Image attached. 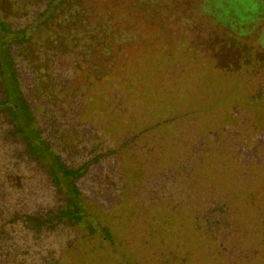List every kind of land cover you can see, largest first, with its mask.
<instances>
[{"label":"rangeland","instance_id":"374dc122","mask_svg":"<svg viewBox=\"0 0 264 264\" xmlns=\"http://www.w3.org/2000/svg\"><path fill=\"white\" fill-rule=\"evenodd\" d=\"M23 3L0 0L25 34L8 45L19 89L65 167L92 160L75 183L114 242L23 221L63 203L1 112L0 264H264V0H63L41 20L45 2ZM166 199L225 203L227 253Z\"/></svg>","mask_w":264,"mask_h":264},{"label":"trees","instance_id":"16d2710c","mask_svg":"<svg viewBox=\"0 0 264 264\" xmlns=\"http://www.w3.org/2000/svg\"><path fill=\"white\" fill-rule=\"evenodd\" d=\"M63 0H24L26 6H38L39 3L45 2L44 9L37 15V19H45L52 17L54 14L60 15V6ZM24 32L18 30L17 32H10L9 26L0 21V91L2 99L0 100V113H4L6 122L10 129L6 136L19 140L25 147V154L27 158L38 165H40L45 176L48 178L49 184L58 194L63 203V207L57 212L48 215L45 218L41 217H23V221L29 224L32 230L38 231L41 228H54L59 224H66L69 227H74L79 231V236L96 237L101 243L113 244L110 227L101 225V222L92 213L91 208L85 203L76 186L78 180L86 171V168L92 160L82 163L77 168H67L60 161V158L55 154L49 144L41 137V131L37 128L33 113L31 112L26 99L23 97L19 89L17 75L13 66V58L9 52V43H24ZM6 40H9L6 42ZM23 40V41H22ZM236 164V161H234ZM255 168H259L263 172L264 166L262 163H255ZM167 204L170 213L179 215L182 213L184 219L192 225L196 231H200L212 242H217L218 249L221 253L225 252L221 240H216L214 233L230 234L235 232L234 225L236 221L230 215V211L226 208L225 203H219L215 208H210L207 214H189L185 215L184 207L174 205L172 199H166L155 206ZM163 206V205H162ZM178 207V208H177ZM189 210V208H186ZM206 217L209 220L208 224ZM213 218V219H212ZM228 226V228H225ZM218 229V232L216 231ZM72 243L67 245L61 255L66 254L72 250ZM231 253H236L235 249ZM227 253V252H225ZM230 253V254H231ZM42 262L46 264H60L64 259L54 261L47 260L46 255H42ZM188 257L186 256L185 259ZM185 261H183L184 263ZM43 264V263H41Z\"/></svg>","mask_w":264,"mask_h":264}]
</instances>
